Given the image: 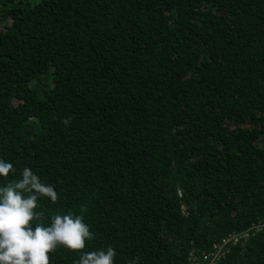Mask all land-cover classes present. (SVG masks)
<instances>
[{
    "label": "trees",
    "instance_id": "obj_1",
    "mask_svg": "<svg viewBox=\"0 0 264 264\" xmlns=\"http://www.w3.org/2000/svg\"><path fill=\"white\" fill-rule=\"evenodd\" d=\"M0 157L82 251L190 264L258 226L221 264H264V0H0Z\"/></svg>",
    "mask_w": 264,
    "mask_h": 264
},
{
    "label": "clouds",
    "instance_id": "obj_2",
    "mask_svg": "<svg viewBox=\"0 0 264 264\" xmlns=\"http://www.w3.org/2000/svg\"><path fill=\"white\" fill-rule=\"evenodd\" d=\"M16 171L0 157V178L15 177ZM41 199L55 203L58 192L29 167L0 184V264H50L49 254L58 247L80 252L76 264H115L113 247L82 251L94 236L82 215L69 211L52 215L47 224L41 222L42 213L37 211Z\"/></svg>",
    "mask_w": 264,
    "mask_h": 264
},
{
    "label": "built area",
    "instance_id": "obj_3",
    "mask_svg": "<svg viewBox=\"0 0 264 264\" xmlns=\"http://www.w3.org/2000/svg\"><path fill=\"white\" fill-rule=\"evenodd\" d=\"M261 230V227L253 226L245 232H234L219 242H216L208 251L191 253L189 257L190 264H221L232 249L238 245H245L252 238L254 233Z\"/></svg>",
    "mask_w": 264,
    "mask_h": 264
},
{
    "label": "rangeland",
    "instance_id": "obj_4",
    "mask_svg": "<svg viewBox=\"0 0 264 264\" xmlns=\"http://www.w3.org/2000/svg\"><path fill=\"white\" fill-rule=\"evenodd\" d=\"M1 27H4V24H2V26Z\"/></svg>",
    "mask_w": 264,
    "mask_h": 264
}]
</instances>
